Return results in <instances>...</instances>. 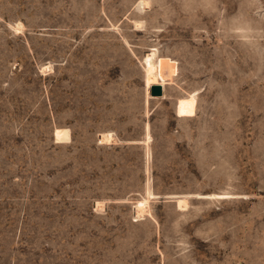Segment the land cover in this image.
<instances>
[{
	"label": "rangeland",
	"instance_id": "1",
	"mask_svg": "<svg viewBox=\"0 0 264 264\" xmlns=\"http://www.w3.org/2000/svg\"><path fill=\"white\" fill-rule=\"evenodd\" d=\"M143 1L0 0V264H264V0Z\"/></svg>",
	"mask_w": 264,
	"mask_h": 264
},
{
	"label": "bare ground",
	"instance_id": "2",
	"mask_svg": "<svg viewBox=\"0 0 264 264\" xmlns=\"http://www.w3.org/2000/svg\"><path fill=\"white\" fill-rule=\"evenodd\" d=\"M142 4L146 5L148 2L144 0L141 2ZM156 57H157V49H152L148 53L145 54L144 60H143V66L145 69V80L149 87V94L150 88L153 85H160L159 81V74H158V68L156 63ZM49 67V66H48ZM103 203V202H102ZM101 201H98L96 206H102ZM149 201L148 199H139L135 203V209H136V217H142L145 215L146 212H150L148 209ZM178 206L180 209H185L188 206V201L186 198H178Z\"/></svg>",
	"mask_w": 264,
	"mask_h": 264
},
{
	"label": "water",
	"instance_id": "3",
	"mask_svg": "<svg viewBox=\"0 0 264 264\" xmlns=\"http://www.w3.org/2000/svg\"><path fill=\"white\" fill-rule=\"evenodd\" d=\"M152 95H162L163 89L161 85H153V88L151 90Z\"/></svg>",
	"mask_w": 264,
	"mask_h": 264
}]
</instances>
